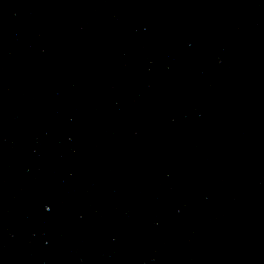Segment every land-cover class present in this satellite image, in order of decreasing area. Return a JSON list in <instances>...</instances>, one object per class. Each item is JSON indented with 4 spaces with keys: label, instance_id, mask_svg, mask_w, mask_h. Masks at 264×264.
Listing matches in <instances>:
<instances>
[{
    "label": "water",
    "instance_id": "obj_1",
    "mask_svg": "<svg viewBox=\"0 0 264 264\" xmlns=\"http://www.w3.org/2000/svg\"><path fill=\"white\" fill-rule=\"evenodd\" d=\"M0 264H264V0H0Z\"/></svg>",
    "mask_w": 264,
    "mask_h": 264
},
{
    "label": "snow or ice",
    "instance_id": "obj_2",
    "mask_svg": "<svg viewBox=\"0 0 264 264\" xmlns=\"http://www.w3.org/2000/svg\"><path fill=\"white\" fill-rule=\"evenodd\" d=\"M45 210H47V209H45Z\"/></svg>",
    "mask_w": 264,
    "mask_h": 264
}]
</instances>
